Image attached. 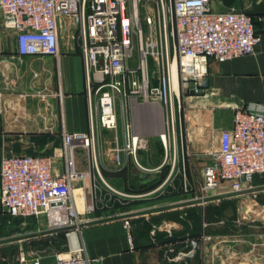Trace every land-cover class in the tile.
<instances>
[{
	"label": "built area",
	"instance_id": "2783aa9c",
	"mask_svg": "<svg viewBox=\"0 0 264 264\" xmlns=\"http://www.w3.org/2000/svg\"><path fill=\"white\" fill-rule=\"evenodd\" d=\"M0 11L3 25L15 33L21 55L59 57L61 29L66 27L83 57L89 118L87 130L64 127L61 144L52 153L1 157L3 213L44 219L45 230L65 231L66 247L53 253V259L45 260L40 250H32L29 257L24 249L18 259L30 264H93L82 237L90 219L78 209L74 184L90 175L78 161L83 151L93 153L99 173L98 127L116 133L113 162L120 165L128 153L142 166L137 152L147 146V139L129 122L122 144L117 131L126 103L147 105L160 127L165 151L173 153V166L181 162L185 167L194 152L188 139V121L193 119L190 100L210 93V61L252 54L262 35L250 13L216 11L212 0H0ZM260 19L264 22V15ZM36 94L41 98L48 95L42 90ZM54 94L64 96L61 90ZM206 136L208 162L203 168L202 193L252 190L255 175L264 174V111L235 105L232 127L221 129L218 140L214 129ZM58 160H62L61 169L56 166ZM93 208L91 204L87 210ZM239 211L242 220H264V206L260 208L255 198L242 202ZM124 227L133 246L129 219ZM174 228L176 223L165 222L154 225L152 234L163 231L171 236ZM211 239L206 232L188 235L183 248L170 244L165 257L188 263Z\"/></svg>",
	"mask_w": 264,
	"mask_h": 264
},
{
	"label": "crops",
	"instance_id": "0c3cea01",
	"mask_svg": "<svg viewBox=\"0 0 264 264\" xmlns=\"http://www.w3.org/2000/svg\"><path fill=\"white\" fill-rule=\"evenodd\" d=\"M212 6L221 12L250 13L261 41L252 54L224 62L210 61V93L190 100L193 119L188 121V139L194 152L185 167L181 162L173 166L168 161L150 107L130 102L119 114L118 121L121 116L123 125L121 136L118 125V140L124 142L125 123H132L134 130L147 139L137 158L139 155L148 162L139 161L140 166L131 160V154L124 153L122 163L117 165L112 159L113 143L109 156L98 163V173L91 152L80 153V167L90 175L75 182L74 193L79 211L90 219L82 237L93 264H248L243 261L247 259L264 264V220H242L239 211L242 202L253 198L260 208L264 206V174L255 175L253 189L244 193L204 194L200 189L208 162L206 134L214 129L218 140L221 129L231 128L235 105L264 111V22L260 19L264 0H212ZM64 29L63 25L59 57L21 55L15 33L3 25L0 11V160L9 153H52L61 144L64 127L71 131L89 128L83 57L73 39L64 35ZM38 90L46 91L47 97L37 95ZM59 90L64 93L62 99L54 94ZM104 130L108 131L98 127L99 137ZM56 166L61 169L62 160ZM109 185L129 195H121ZM91 204L94 208L88 211ZM9 216L0 203V264H30L20 262L18 257L23 242L31 235L14 232L32 230L33 238L34 230L42 228V219L27 217L28 227H18L10 235ZM125 219L131 223L133 246ZM165 222L176 223L173 235L163 231L153 235L154 225ZM202 232L213 239L203 243L188 263L165 257L170 244L183 247L185 237ZM36 249L28 247L24 251L30 257Z\"/></svg>",
	"mask_w": 264,
	"mask_h": 264
},
{
	"label": "rangeland",
	"instance_id": "374dc122",
	"mask_svg": "<svg viewBox=\"0 0 264 264\" xmlns=\"http://www.w3.org/2000/svg\"><path fill=\"white\" fill-rule=\"evenodd\" d=\"M64 31H65L64 35H68L66 29H64ZM129 107H130V105H129ZM130 113L131 112L129 109L127 111V116L131 115ZM123 115H124V112H123ZM125 115H126V112H125ZM120 119H121V122H119V135L121 136L122 125H123V123H122L123 121H122L121 116H120ZM106 133H108V135ZM113 143L115 144V132L114 131L108 130L107 132L105 131V133L100 134V137L97 140V153H96V159H97L98 163H100L106 156H109L107 152H110L108 150L112 146ZM91 155L93 158V153H91ZM168 155H169L168 161L171 162L172 161V155H173L171 149H169ZM138 157H139L140 162H142V163L148 162V161L141 159L139 155H138ZM131 160L134 161L133 158ZM135 166H136V164H135ZM246 200L248 201V200H250V198H248ZM28 222H29V219L27 217L9 216V234L11 235L16 230V228H18V227H21V226L28 227ZM41 222H42V228H41V230L40 229L34 230L35 235L33 236V238H31L32 232H33L32 230H30L29 232H27L28 230H26L25 232H18V233L14 232V233L18 234V235H20V233H25L27 235H31L30 239H28V240L26 239V242L25 241L23 242L24 244H23L22 248H24V249L28 248V247H30L31 249L37 248L36 250H40L43 253H45V255H46L44 258L45 260H51L54 258L53 253H56L60 250L65 249L66 237H65V234H63L62 232H60L58 230H52V231L45 230L46 229L45 220L42 219Z\"/></svg>",
	"mask_w": 264,
	"mask_h": 264
},
{
	"label": "trees",
	"instance_id": "16d2710c",
	"mask_svg": "<svg viewBox=\"0 0 264 264\" xmlns=\"http://www.w3.org/2000/svg\"><path fill=\"white\" fill-rule=\"evenodd\" d=\"M60 232H62L63 234H65V231L64 230H58ZM200 235V234H199ZM191 236H198V235H191ZM186 238V237H185ZM184 247V246H183ZM182 246L181 247H177V249H180V248H183Z\"/></svg>",
	"mask_w": 264,
	"mask_h": 264
}]
</instances>
